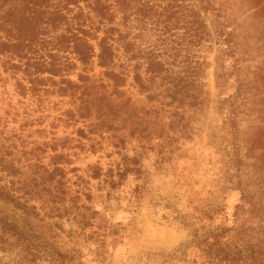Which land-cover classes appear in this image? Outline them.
I'll use <instances>...</instances> for the list:
<instances>
[{"label":"trees","instance_id":"obj_1","mask_svg":"<svg viewBox=\"0 0 264 264\" xmlns=\"http://www.w3.org/2000/svg\"><path fill=\"white\" fill-rule=\"evenodd\" d=\"M263 33L264 0H0V88L8 75L17 96L42 114L24 109L21 119L18 112L10 118L7 109L1 117L0 264H90L81 241L103 257L108 237L130 234L110 222L112 202L130 182L139 202L148 175L143 159L165 160L193 137L209 104L207 53L215 46L218 82L236 84L219 102L232 158L242 152L249 103L257 145ZM50 98L68 99L69 108L52 120V137L38 129L30 140ZM10 120L20 121L18 131L6 130ZM60 126H79L78 139L58 136ZM78 149L110 150L114 159L83 169ZM239 188L242 205L231 219L214 225L223 211L217 206L181 217L191 239L169 264H264L260 227L241 219L249 192Z\"/></svg>","mask_w":264,"mask_h":264},{"label":"rangeland","instance_id":"obj_2","mask_svg":"<svg viewBox=\"0 0 264 264\" xmlns=\"http://www.w3.org/2000/svg\"><path fill=\"white\" fill-rule=\"evenodd\" d=\"M262 40L264 44V33ZM261 54L264 56V51ZM218 56L219 49L216 46L207 53L209 68L206 73V89L209 104L194 128L193 137L177 144L175 152L165 160L154 154L143 159L148 175L146 190L139 202H132L129 192L136 183L130 182L119 192L121 201L114 200L109 211L110 222L120 229H127L130 234L119 242H114V238L108 237L107 252L103 257L96 255L94 243L86 244L81 241L80 245L90 264H169L170 257L191 239V228L183 224L181 217L192 215L196 218L201 211L210 206H217L223 208V211H217L214 225L223 223L226 217L231 219L236 206L242 205L240 186L247 188L249 192L248 202L243 204L241 219L246 225L259 226L260 239L264 238V129H258L263 135L259 137L256 145L257 137L254 133L257 129L253 120L257 115H252L249 103L247 111L250 114L245 116L241 127L242 152L238 154L239 158H232L231 136L228 135L230 131L222 127L223 115L219 110V102L222 96L228 97L234 93L236 84H233L234 79L231 82H218L215 64V58ZM262 67L264 71V64ZM1 70L0 67V73ZM2 77L6 80L4 88H0V122L2 121L3 125L1 117L7 109L11 110L10 118L18 112L21 119L26 112L24 109L32 113L37 106L28 100H21L14 92L13 81L8 75L2 74ZM262 77L260 98L264 96V74ZM252 80L250 75L248 83ZM251 87L252 85L249 89ZM68 101L50 98L44 106L46 112L43 114L47 118L43 126L35 125L31 129L30 140L39 137L40 134L36 132L38 129H46L43 137H52L50 124L57 114L69 108ZM8 104H11V107ZM39 115H42L40 111L32 114L33 117ZM257 121L264 126L263 120ZM79 126H60L56 132L60 137L71 136L78 139L75 131ZM2 128L0 126V131ZM14 129H20V121L10 120L6 130L11 133ZM133 149L132 144L127 146V152L131 155L134 154ZM76 151L79 154L78 158L74 157L77 160L76 166L83 169L96 162L106 166L114 159L108 156L110 150H102L96 154L79 149ZM236 162L241 166L239 171ZM242 174L243 179L240 181L238 176ZM241 182L242 185L238 184ZM96 206L101 210L100 202L97 201ZM231 225L232 221L228 220V226ZM257 264L263 263L258 261Z\"/></svg>","mask_w":264,"mask_h":264}]
</instances>
